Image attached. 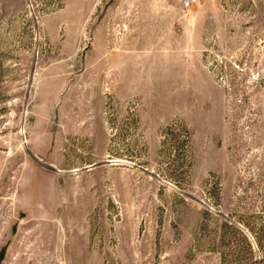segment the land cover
Here are the masks:
<instances>
[{"label":"rangeland","instance_id":"374dc122","mask_svg":"<svg viewBox=\"0 0 264 264\" xmlns=\"http://www.w3.org/2000/svg\"><path fill=\"white\" fill-rule=\"evenodd\" d=\"M0 0V264H264V0Z\"/></svg>","mask_w":264,"mask_h":264},{"label":"built area","instance_id":"2783aa9c","mask_svg":"<svg viewBox=\"0 0 264 264\" xmlns=\"http://www.w3.org/2000/svg\"><path fill=\"white\" fill-rule=\"evenodd\" d=\"M189 3H190V0H183L182 5L183 6H188Z\"/></svg>","mask_w":264,"mask_h":264}]
</instances>
